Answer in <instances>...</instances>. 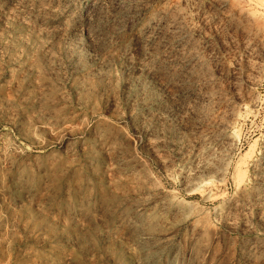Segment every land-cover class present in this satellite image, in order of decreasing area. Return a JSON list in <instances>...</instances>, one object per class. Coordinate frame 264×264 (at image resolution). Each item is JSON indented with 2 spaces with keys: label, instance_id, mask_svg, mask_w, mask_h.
Here are the masks:
<instances>
[{
  "label": "rangeland",
  "instance_id": "rangeland-1",
  "mask_svg": "<svg viewBox=\"0 0 264 264\" xmlns=\"http://www.w3.org/2000/svg\"><path fill=\"white\" fill-rule=\"evenodd\" d=\"M0 264H264V0H0Z\"/></svg>",
  "mask_w": 264,
  "mask_h": 264
}]
</instances>
